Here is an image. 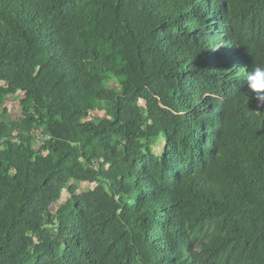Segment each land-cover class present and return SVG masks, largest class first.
<instances>
[{
    "label": "trees",
    "instance_id": "1",
    "mask_svg": "<svg viewBox=\"0 0 264 264\" xmlns=\"http://www.w3.org/2000/svg\"><path fill=\"white\" fill-rule=\"evenodd\" d=\"M256 66L264 0H0V264H264Z\"/></svg>",
    "mask_w": 264,
    "mask_h": 264
},
{
    "label": "clouds",
    "instance_id": "2",
    "mask_svg": "<svg viewBox=\"0 0 264 264\" xmlns=\"http://www.w3.org/2000/svg\"><path fill=\"white\" fill-rule=\"evenodd\" d=\"M247 86L253 92H264V67L256 66L247 74Z\"/></svg>",
    "mask_w": 264,
    "mask_h": 264
},
{
    "label": "rangeland",
    "instance_id": "3",
    "mask_svg": "<svg viewBox=\"0 0 264 264\" xmlns=\"http://www.w3.org/2000/svg\"><path fill=\"white\" fill-rule=\"evenodd\" d=\"M4 110H5V113H8L12 118H15L16 116L19 115V112H20V108H19V105H18V102L17 101H11L5 105L4 107ZM94 185H87V184H82L81 187H80V190L79 192L87 189V188H92ZM69 197V193L68 191L64 190L63 193H62V200H65Z\"/></svg>",
    "mask_w": 264,
    "mask_h": 264
}]
</instances>
